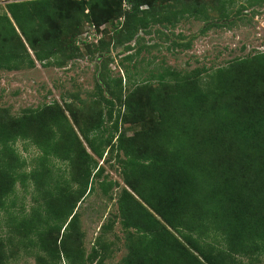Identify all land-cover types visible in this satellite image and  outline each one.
Segmentation results:
<instances>
[{
  "label": "trees",
  "instance_id": "obj_1",
  "mask_svg": "<svg viewBox=\"0 0 264 264\" xmlns=\"http://www.w3.org/2000/svg\"><path fill=\"white\" fill-rule=\"evenodd\" d=\"M214 1L216 21L206 29L233 23L228 7L235 0ZM262 1L243 0L233 17ZM209 8L202 0L5 3L1 70L35 62L63 67L81 57L83 47L99 62L87 110L78 115L85 105L78 98V108L65 105L76 130L54 100L14 115L0 108V213L6 218L0 264L15 259L4 251L14 237L41 253L40 264H104L116 248L105 237L116 219L126 252L115 264H244L237 257L256 262L264 255V51L232 58L203 77L198 69L179 73L170 67L130 87L109 77L112 49L119 47L128 60L156 45L139 32L187 48L190 41L172 29L186 18L207 23ZM84 21L111 24L112 33L81 48L76 39ZM127 125L139 129L127 135L121 129ZM17 140H28L38 153L27 161L13 146ZM50 158L68 169L54 170ZM112 159L123 182L116 213L100 225L86 252L77 203L94 183L103 195L118 186L98 164ZM16 183L31 190L27 210L22 204L11 210Z\"/></svg>",
  "mask_w": 264,
  "mask_h": 264
},
{
  "label": "rangeland",
  "instance_id": "obj_2",
  "mask_svg": "<svg viewBox=\"0 0 264 264\" xmlns=\"http://www.w3.org/2000/svg\"><path fill=\"white\" fill-rule=\"evenodd\" d=\"M202 1L211 7L208 9L210 14L207 23L202 20L186 18L179 20L172 29L174 35L178 33L183 35L181 41H190L187 48L173 47L163 37H158L153 33L147 35L139 32L138 35L144 38L146 44L156 45L149 47L148 50L138 52L128 60L121 59L125 52H122L119 47L112 49L110 51L111 61L107 65L110 73L109 77H121L123 87H130L131 82L138 84L140 79L148 77L149 72L155 75L156 71H160L164 67H170L179 73L198 69L200 77H203L205 71L225 65L232 58L264 51V0L260 4L244 9L239 19H235L233 13L239 4H244V2L243 0H235L234 4L228 7L231 12L229 21H233V23L207 29V24L216 21L217 10L214 0ZM4 8L5 5L0 3V12ZM227 22L219 21L220 24ZM87 23L88 21H84L80 25V32L85 29ZM99 26H102V28H98ZM99 26H95L100 33L99 39L102 37L108 39L112 33L111 24L106 23ZM168 36L175 39L171 34H168ZM83 48L80 50L83 54L81 57L78 56L63 67L42 66L35 62L32 68L13 71L0 69V108L6 109L14 115L19 114L24 108H35L54 100L64 108V112L71 122L69 112L65 111V105L70 104L74 109L78 108V98L82 102L84 101L85 104L78 108V115L80 116L81 112L87 110L89 102L94 100L89 96L95 91L94 83L95 79L97 80V63L99 62V58L98 61L89 58L84 51L85 48ZM131 52L132 50L129 53ZM148 81L153 85L157 84V80L154 78ZM71 124L73 125L72 122ZM73 128L76 130L74 125ZM121 129H124L125 133L130 135L139 127L127 125L121 127ZM23 144L21 140H17L13 146L19 155L28 161L38 151L28 140L25 142V146ZM50 162L53 164L54 170L57 167L68 169L66 163L57 159L50 158ZM98 164L103 165L105 179L116 181L118 186H113L108 195H103L97 184L94 183L93 190L79 204L77 203L78 227L83 231L82 244L86 252L89 251L94 237L99 232L100 225L105 223L107 218L111 219L115 215V198L120 187L123 186L120 169L113 159L108 162L99 160ZM26 168H29V165ZM30 192V188L24 192L16 183L15 206L11 210H16L19 204H22L24 209L27 210L31 205ZM5 219V216L0 213V228L2 230H5ZM105 237L109 241L112 240L116 248L111 256L105 259L104 264H115L126 252L123 246V232L117 223V219L114 221L111 230L105 234ZM10 242L5 243V245L7 243L10 245L4 247V251L12 254V256L14 255L15 259H9L7 264H40L36 258L41 253L35 247H29L26 245V241H21L17 237L12 238ZM237 259L242 260L244 264H264V255L256 262H250L245 258L237 257Z\"/></svg>",
  "mask_w": 264,
  "mask_h": 264
},
{
  "label": "built area",
  "instance_id": "obj_3",
  "mask_svg": "<svg viewBox=\"0 0 264 264\" xmlns=\"http://www.w3.org/2000/svg\"><path fill=\"white\" fill-rule=\"evenodd\" d=\"M10 1L17 0H0V3H2V5H5V3H8ZM122 4L124 7L128 8V5L125 2H123ZM118 20L121 21L122 17H119ZM102 26H99L98 28H102ZM99 35L100 33L96 30L95 25L93 23H87L85 29L80 32L79 36L77 37L76 45L81 47L83 43H96L99 39Z\"/></svg>",
  "mask_w": 264,
  "mask_h": 264
}]
</instances>
